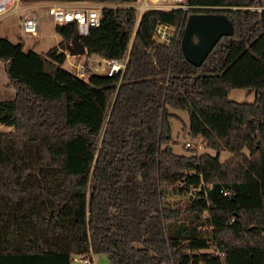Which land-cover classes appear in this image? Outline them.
<instances>
[{
    "label": "trees",
    "instance_id": "1",
    "mask_svg": "<svg viewBox=\"0 0 264 264\" xmlns=\"http://www.w3.org/2000/svg\"><path fill=\"white\" fill-rule=\"evenodd\" d=\"M187 1L222 6L214 12L233 25L199 65L180 47L190 9L148 10L136 24L133 7H106L86 35L56 25L61 41L44 55L0 37L15 90L0 100V123L13 127L0 132V264L91 253L110 264H264V0ZM158 23L178 37L157 41ZM75 37L86 54L127 56L124 69L97 73L84 59L85 77L67 70L59 48ZM232 88L254 99H229ZM170 109L187 112L186 134L213 155L172 150Z\"/></svg>",
    "mask_w": 264,
    "mask_h": 264
},
{
    "label": "built area",
    "instance_id": "2",
    "mask_svg": "<svg viewBox=\"0 0 264 264\" xmlns=\"http://www.w3.org/2000/svg\"><path fill=\"white\" fill-rule=\"evenodd\" d=\"M106 7H133L138 24L142 14L148 10H170L175 8L190 9L193 12H214L223 9L222 6L189 4L187 0H131L130 2H110L104 0H0V19L6 14H15L20 31L28 36L38 34L40 12L44 11L56 25L74 23L79 35H86L91 27L98 26ZM258 9L257 7H249ZM179 29L176 26L158 23L155 26V35L169 41L173 36L178 37ZM66 50V52H65ZM59 49L68 54V50ZM88 69L107 68V74H114L124 69L127 56L123 58L85 57ZM77 75L85 77V64L78 63ZM92 69V70H93ZM188 146L189 143H186ZM224 195H230L228 189L220 190ZM74 259L83 264H93L91 254L73 255Z\"/></svg>",
    "mask_w": 264,
    "mask_h": 264
},
{
    "label": "rangeland",
    "instance_id": "3",
    "mask_svg": "<svg viewBox=\"0 0 264 264\" xmlns=\"http://www.w3.org/2000/svg\"><path fill=\"white\" fill-rule=\"evenodd\" d=\"M39 16V30L38 34L34 36H28L20 31L18 23L16 20L15 14H7L0 20V34L9 38L13 42H21L25 49H32L41 55H44L45 52L59 44L61 41L60 35L55 31L56 24L51 20L50 16L44 11L38 14ZM153 37L164 44L169 42V35H165V38H162L160 35H153ZM60 49V48H59ZM65 50V48H63ZM66 52V50H65ZM67 54V53H66ZM84 55L79 57L78 55H70L67 57L65 63L69 71L77 74V64L83 63ZM92 70V69H91ZM97 73H106L107 68L102 69L101 67L92 70ZM81 77V76H80ZM6 76L3 70V63L0 61V99H11V87H5L4 82ZM229 99L243 102V101H252L254 99V94L252 92H247L246 88H232L228 92ZM177 117L171 118V147L175 153L189 155L194 152L196 154H201L207 152L209 154H214V150L207 147L201 138H191L186 134V126L188 123V114L185 110H172ZM13 129L12 126L4 125L0 123V132H9ZM186 143H189L187 146ZM188 149V150H187ZM247 154L248 151L243 149ZM230 153L228 151L220 152V159L224 160ZM163 195L166 201L176 202L180 196L177 194L176 190L172 189V186L169 184L163 185ZM212 249H207L211 251ZM93 259V264H110L109 259L106 254L99 253L91 255ZM70 264H83L80 260H71Z\"/></svg>",
    "mask_w": 264,
    "mask_h": 264
},
{
    "label": "water",
    "instance_id": "4",
    "mask_svg": "<svg viewBox=\"0 0 264 264\" xmlns=\"http://www.w3.org/2000/svg\"><path fill=\"white\" fill-rule=\"evenodd\" d=\"M232 30V22L225 13H190L186 18L180 41L181 51L189 62L199 65L215 43L222 36L229 35ZM66 49L70 55H81L84 52V47L77 37L66 45Z\"/></svg>",
    "mask_w": 264,
    "mask_h": 264
},
{
    "label": "crops",
    "instance_id": "5",
    "mask_svg": "<svg viewBox=\"0 0 264 264\" xmlns=\"http://www.w3.org/2000/svg\"><path fill=\"white\" fill-rule=\"evenodd\" d=\"M6 15H7V14H6ZM6 15H5V16H6ZM2 18H3V17H2ZM2 18H1V19H2ZM1 19H0V20H1ZM0 37H6V36L0 34ZM7 38H8V37H7ZM8 39H9V38H8ZM10 41H11V40H10ZM12 42H13V41H12ZM23 49H24V50H27V49H25L24 47H23ZM84 53H85V52H84ZM66 55H67V57L69 56V54H66ZM84 55H86V56H84V58H85V57H87V58H90V57H93V58H94V57H98V55H96V54H86V53H85ZM67 57L65 58V61H64L63 66H64L67 70H69V69L66 67V65H65V63H66V61H67ZM92 69H93V68H92ZM4 86H5V87H11V89H12V90H11V99H12V98L14 97V95H15V90H14V88H13L12 86H10V85L7 84V78H6L5 82H4ZM0 100H7V99H0ZM93 254H94V253H91V255H93ZM72 259H74V256H71V260H72ZM74 260H77V259H74Z\"/></svg>",
    "mask_w": 264,
    "mask_h": 264
}]
</instances>
